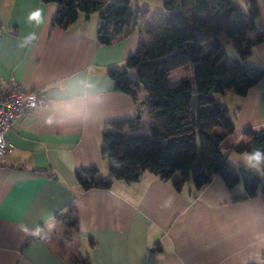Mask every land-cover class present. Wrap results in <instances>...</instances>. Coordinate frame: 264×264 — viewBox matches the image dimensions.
I'll return each instance as SVG.
<instances>
[{"label": "crops", "instance_id": "1", "mask_svg": "<svg viewBox=\"0 0 264 264\" xmlns=\"http://www.w3.org/2000/svg\"><path fill=\"white\" fill-rule=\"evenodd\" d=\"M165 1L130 0L134 21L126 33L102 45L96 39L97 13L80 14L62 29L52 26L55 3L0 0V75L13 76L26 91L41 90L46 100L17 118L5 134L0 264H84L81 259L89 264H264V193L232 201L233 194L244 192L243 185L230 186L220 174L200 190L190 178L177 190L172 180L149 171L127 183L111 177L108 161L100 156L102 130L135 118L139 106V129L124 126V134L150 133L156 124L152 92L129 75L117 89L108 70L126 68L130 55L154 44L145 27L158 23ZM234 1L245 15L252 1L258 7L256 25L247 32L250 53L240 55L223 33L217 42L201 40L202 53L215 55L221 48L231 64L264 68V0ZM37 9L43 15L40 24L27 19ZM31 33L37 38L27 42ZM173 75L179 77L175 82ZM188 75L186 62L175 61L168 78L178 84ZM224 95L236 104L224 105L234 127L220 144L227 163L238 168L243 165L233 166L229 156L250 151L243 131L264 128V78L244 93L211 94L218 101ZM207 125L214 132L224 129L221 118ZM115 147L119 151L120 144ZM92 167L99 168L96 185L84 191L76 172ZM65 213L76 226L62 221Z\"/></svg>", "mask_w": 264, "mask_h": 264}, {"label": "trees", "instance_id": "2", "mask_svg": "<svg viewBox=\"0 0 264 264\" xmlns=\"http://www.w3.org/2000/svg\"><path fill=\"white\" fill-rule=\"evenodd\" d=\"M41 1L56 4L52 26L62 29L80 14L88 18L97 13L96 39L102 45H109L126 33L125 28L135 19L130 0ZM178 3L180 10H176ZM197 12L205 13L206 17L199 18ZM162 14L155 26L147 24L145 27V32L153 35L154 44L143 47L126 60V68L136 70L142 89L152 92L150 99L156 107L151 115L156 124L148 134H124V126L139 129L142 119L139 106L135 118L116 122L113 128L102 130L100 156L108 161L111 177L132 183L143 171H149L161 179L172 180L177 190L188 178L194 188L200 190L214 175L220 174L228 179L230 186L238 182L243 185L244 192L233 194L232 201L264 193L259 175L243 166L234 168L227 163L220 140L233 130L234 123L230 110L211 96L224 94L230 89L244 93L264 78V68L245 67L237 62L231 64L221 48L215 55L211 52L204 54L200 45L203 39L217 42L223 33L240 55L247 56L250 53L247 32L254 29L259 17L256 3L252 1L250 12L245 15L234 0H167ZM188 41L195 42L192 60L183 52ZM175 61H185L189 75L178 84H171L168 74ZM108 74L117 89H122L129 80L127 69H109ZM194 94L199 95L198 111L190 107ZM218 117L224 129L214 132L208 128L207 121ZM243 133L250 137V150L264 149V128H249ZM116 144H120L119 151ZM98 174L99 168L96 167L76 172L82 190L95 187ZM176 174L180 177H174ZM61 219L69 227L76 226V219L69 213L62 215ZM260 258L264 260V251ZM81 261L89 264L87 259Z\"/></svg>", "mask_w": 264, "mask_h": 264}, {"label": "built area", "instance_id": "3", "mask_svg": "<svg viewBox=\"0 0 264 264\" xmlns=\"http://www.w3.org/2000/svg\"><path fill=\"white\" fill-rule=\"evenodd\" d=\"M46 102L41 90L26 91L13 76L0 75V161L6 156V132L12 123Z\"/></svg>", "mask_w": 264, "mask_h": 264}, {"label": "clouds", "instance_id": "4", "mask_svg": "<svg viewBox=\"0 0 264 264\" xmlns=\"http://www.w3.org/2000/svg\"><path fill=\"white\" fill-rule=\"evenodd\" d=\"M27 19L29 22L40 24L43 21L42 11L37 9L30 12ZM36 38V34L31 33L25 37V40L31 42ZM229 162L232 163L233 166L242 164L248 170H254L256 173L264 174V149L256 148L250 151H243L239 154L233 153L229 156ZM80 227L82 232L86 231L82 223ZM257 259H259V257H257Z\"/></svg>", "mask_w": 264, "mask_h": 264}, {"label": "rangeland", "instance_id": "5", "mask_svg": "<svg viewBox=\"0 0 264 264\" xmlns=\"http://www.w3.org/2000/svg\"><path fill=\"white\" fill-rule=\"evenodd\" d=\"M181 9V5H180V3H178L177 4V8H176V10H180ZM92 16H94V14H91ZM233 48V47H232ZM225 51H227L228 52V54L230 53V51H231V47H229V48H226V50ZM230 55V54H229ZM236 55V54H235ZM123 69H127V68H122L121 70H123ZM130 69V68H129ZM128 70V69H127ZM129 71V73H128V75H129V77H130V79L132 80V81H137V79H136V72H135V69H130V70H128ZM179 79V77L178 76H176V75H173V76H171L170 77V80L172 81V82H175V81H177ZM220 103L221 104H223V105H226L227 103L229 104V106H231V107H233V105H235L236 104V100L235 99H233V97L231 96V95H224L220 100ZM218 120L219 119V117L218 118H214V119H212V120ZM212 120H211V122H212ZM214 122V121H213ZM145 133H149V132H144V131H141V132H137L136 134H134V135H143V134H145ZM109 165V164H108ZM244 167V166H243ZM250 171H252V172H254L255 174H257V175H259L260 177H261V179H262V185L264 184V174H259V173H256L254 170H250ZM242 184V183H241Z\"/></svg>", "mask_w": 264, "mask_h": 264}, {"label": "water", "instance_id": "6", "mask_svg": "<svg viewBox=\"0 0 264 264\" xmlns=\"http://www.w3.org/2000/svg\"><path fill=\"white\" fill-rule=\"evenodd\" d=\"M183 52L185 53L187 59L192 60L194 57V52H195V42L193 41H188L185 43ZM199 95L194 94L190 103V107L194 111L199 110Z\"/></svg>", "mask_w": 264, "mask_h": 264}]
</instances>
